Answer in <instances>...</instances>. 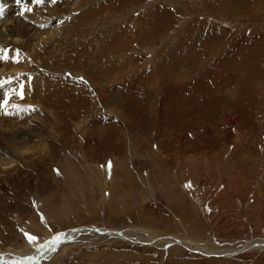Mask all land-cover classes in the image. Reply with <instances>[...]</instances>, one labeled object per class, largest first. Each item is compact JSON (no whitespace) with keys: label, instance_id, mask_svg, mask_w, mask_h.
Listing matches in <instances>:
<instances>
[{"label":"rangeland","instance_id":"1","mask_svg":"<svg viewBox=\"0 0 264 264\" xmlns=\"http://www.w3.org/2000/svg\"><path fill=\"white\" fill-rule=\"evenodd\" d=\"M5 16L31 23L0 41V264H264V0H0Z\"/></svg>","mask_w":264,"mask_h":264},{"label":"bare ground","instance_id":"2","mask_svg":"<svg viewBox=\"0 0 264 264\" xmlns=\"http://www.w3.org/2000/svg\"><path fill=\"white\" fill-rule=\"evenodd\" d=\"M6 11H7V8H8V10L10 11V9H11V4H7L6 6ZM13 8V7H12ZM13 10V9H12ZM8 13V12H7ZM2 15V14H1ZM43 17V16H42ZM4 19H0V41L1 42H8V41H10V42H14L15 43V41L13 40V39H17V38H14V35L15 34H18V32H19V35H18V38H19V36L21 35V33H23V32H25L26 31V27H27V25H28V23H29V19L28 18H26V17H23V18H16V19H13V18H11V16L9 17V16H5V17H3ZM37 19V18H36ZM15 20V21H14ZM30 23H31V21H30ZM37 23V22H36ZM61 22H58V21H56V19H51V18H40V22H38V24L39 25H42V26H44L45 27V31H48V30H50V29H53L54 31H52V32H49L50 34L49 35H51L52 37H54L55 35H57V34H59V30L61 31V29H62V27H63V25H60V26H55V25H59ZM53 24V25H52ZM55 26V27H54ZM61 28V29H60ZM53 32H57V33H55V35H52V33ZM62 33V32H61ZM48 34V33H47ZM60 35V34H59ZM19 39H21V40H23V38H19ZM4 46V45H3ZM20 46H22L23 47V42H21L20 43ZM5 48V47H4ZM180 80V79H179ZM3 123H4V120H2V119H0V133H2V131H3V138H1L0 140H3V141H5L6 143H7V145H5V146H3V145H1L0 146V150L1 151H3V150H6V152H7V154H10V149H16V147L14 146V144H12V140L10 139V136H9V134H6L5 133V131L3 130L5 127H4V125H3ZM13 125V126H12ZM11 125V128L12 129H14L15 127H17V126H15V124L13 123ZM11 146V147H10ZM12 151V150H11ZM16 151H18V150H15V152ZM12 156V158H13V156L14 155H11ZM3 164H1L0 163V166H2ZM3 167V166H2ZM1 168V167H0ZM82 231V230H81ZM88 231V230H87ZM79 232V231H78ZM109 234L110 235H115V236H119V237H125V232H124V234H123V232H120L119 234H117V233H115L114 234V232L113 231H111V232H109ZM57 237H59V235L57 236ZM128 236L126 235V237L125 238H127ZM171 239V241L170 242H174V240L175 239H173V238H170ZM165 242H167L168 243V240L166 239V240H164ZM178 241V240H177ZM164 243V242H163ZM176 244H179V245H182L183 246V248L184 249H186V250H189L185 245H183L181 242H179L178 241V243H176ZM188 244V243H187ZM40 246V245H39ZM164 246V245H163ZM40 248V247H39ZM43 248V247H42ZM34 249H35V247H34ZM33 250V249H32ZM49 250V249H48ZM51 250V249H50ZM40 252H41V250H40ZM45 252V251H44ZM239 252H242L241 250H238L237 251V253H239ZM222 253H223V251H222ZM31 253H27L25 256L23 255L22 256V258H23V260L25 261V263H27V264H30V263H32V264H35V262L36 261H38V256L39 257H41V253L40 254H38V256L36 255V256H34V257H31V258H25L26 256H28V255H30ZM47 254V253H46ZM226 254H228V253H226ZM5 255V254H4ZM9 256V255H8ZM1 258V257H0ZM32 258H36L35 259V261L34 262H31V259ZM14 259V258H13ZM0 260H2V259H0ZM3 260H6V261H4L6 264L7 263H9V262H11V259H9V258H6V259H3ZM22 261V260H21ZM0 262H3V261H0ZM12 263H14L13 261L10 263V264H12ZM24 263V262H23Z\"/></svg>","mask_w":264,"mask_h":264},{"label":"water","instance_id":"3","mask_svg":"<svg viewBox=\"0 0 264 264\" xmlns=\"http://www.w3.org/2000/svg\"><path fill=\"white\" fill-rule=\"evenodd\" d=\"M115 234V233H114ZM260 242V241H259ZM260 244V245H259ZM259 244H257V245H253V248L254 249H258L257 247H260L261 248V246H264V245H261V243H259ZM200 248H201V246H200ZM250 248V247H249ZM259 248V249H260ZM245 250L246 249H241V251H244L245 252ZM233 254H236V253H233ZM214 256H225V254H219V255H214Z\"/></svg>","mask_w":264,"mask_h":264},{"label":"snow or ice","instance_id":"4","mask_svg":"<svg viewBox=\"0 0 264 264\" xmlns=\"http://www.w3.org/2000/svg\"><path fill=\"white\" fill-rule=\"evenodd\" d=\"M55 2V0H53ZM29 240L35 239L34 237H28Z\"/></svg>","mask_w":264,"mask_h":264}]
</instances>
